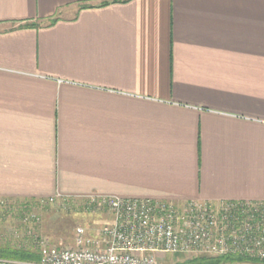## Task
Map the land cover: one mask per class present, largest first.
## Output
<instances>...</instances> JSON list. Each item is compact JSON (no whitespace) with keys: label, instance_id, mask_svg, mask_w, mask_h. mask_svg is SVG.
<instances>
[{"label":"crops","instance_id":"0c3cea01","mask_svg":"<svg viewBox=\"0 0 264 264\" xmlns=\"http://www.w3.org/2000/svg\"><path fill=\"white\" fill-rule=\"evenodd\" d=\"M61 197L264 203V0H0V198Z\"/></svg>","mask_w":264,"mask_h":264},{"label":"built area","instance_id":"2783aa9c","mask_svg":"<svg viewBox=\"0 0 264 264\" xmlns=\"http://www.w3.org/2000/svg\"><path fill=\"white\" fill-rule=\"evenodd\" d=\"M53 199V198H49ZM109 222L75 229L73 248H45L36 262L0 264H161V254L232 255L264 264V203L98 198Z\"/></svg>","mask_w":264,"mask_h":264},{"label":"rangeland","instance_id":"374dc122","mask_svg":"<svg viewBox=\"0 0 264 264\" xmlns=\"http://www.w3.org/2000/svg\"><path fill=\"white\" fill-rule=\"evenodd\" d=\"M109 219L107 207L95 197L0 199V247L33 250L40 257L45 248H73L78 226L91 232ZM198 256L212 255L161 254L159 261L161 264H177Z\"/></svg>","mask_w":264,"mask_h":264},{"label":"trees","instance_id":"16d2710c","mask_svg":"<svg viewBox=\"0 0 264 264\" xmlns=\"http://www.w3.org/2000/svg\"><path fill=\"white\" fill-rule=\"evenodd\" d=\"M103 4V3H102ZM52 22L55 19L51 20ZM4 199V198H0ZM21 200V199H15ZM37 200V199H35ZM0 257L7 259H17L21 261H38L39 253L33 250H24L21 248H13L10 246L0 247ZM250 261L239 256L221 255V256H198L177 264H232L237 262Z\"/></svg>","mask_w":264,"mask_h":264}]
</instances>
